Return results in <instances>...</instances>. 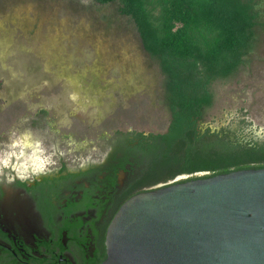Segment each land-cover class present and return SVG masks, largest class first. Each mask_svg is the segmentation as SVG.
I'll return each mask as SVG.
<instances>
[{
	"label": "rangeland",
	"instance_id": "374dc122",
	"mask_svg": "<svg viewBox=\"0 0 264 264\" xmlns=\"http://www.w3.org/2000/svg\"><path fill=\"white\" fill-rule=\"evenodd\" d=\"M257 3V44L232 77L211 86L202 129L243 127L264 140V0ZM169 124L159 68L116 5L0 0L3 169L19 166L12 157L37 160L42 173L57 158L70 168L98 164L121 135L163 134Z\"/></svg>",
	"mask_w": 264,
	"mask_h": 264
},
{
	"label": "trees",
	"instance_id": "16d2710c",
	"mask_svg": "<svg viewBox=\"0 0 264 264\" xmlns=\"http://www.w3.org/2000/svg\"><path fill=\"white\" fill-rule=\"evenodd\" d=\"M89 1L116 5L132 24L163 77L164 105L170 113L165 133L132 132L114 142L122 164H130L135 173L124 202L182 176L187 178L180 183L264 169V140L244 135L243 127H200L213 102L211 86L232 77L257 44V0Z\"/></svg>",
	"mask_w": 264,
	"mask_h": 264
},
{
	"label": "water",
	"instance_id": "95a60500",
	"mask_svg": "<svg viewBox=\"0 0 264 264\" xmlns=\"http://www.w3.org/2000/svg\"><path fill=\"white\" fill-rule=\"evenodd\" d=\"M183 179L121 205L102 264H264V169Z\"/></svg>",
	"mask_w": 264,
	"mask_h": 264
},
{
	"label": "flooded vegetation",
	"instance_id": "af4514ba",
	"mask_svg": "<svg viewBox=\"0 0 264 264\" xmlns=\"http://www.w3.org/2000/svg\"><path fill=\"white\" fill-rule=\"evenodd\" d=\"M114 151L75 168L57 158L43 173L26 157H12L19 166L9 170L0 164V264H102L108 227L135 179Z\"/></svg>",
	"mask_w": 264,
	"mask_h": 264
}]
</instances>
